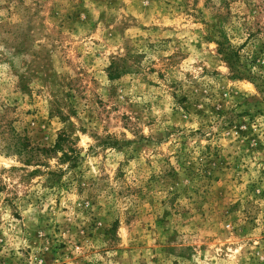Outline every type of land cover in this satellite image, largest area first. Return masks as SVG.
<instances>
[{
	"label": "rangeland",
	"instance_id": "obj_1",
	"mask_svg": "<svg viewBox=\"0 0 264 264\" xmlns=\"http://www.w3.org/2000/svg\"><path fill=\"white\" fill-rule=\"evenodd\" d=\"M0 264H264V0H0Z\"/></svg>",
	"mask_w": 264,
	"mask_h": 264
},
{
	"label": "trees",
	"instance_id": "obj_2",
	"mask_svg": "<svg viewBox=\"0 0 264 264\" xmlns=\"http://www.w3.org/2000/svg\"><path fill=\"white\" fill-rule=\"evenodd\" d=\"M224 54L226 56L227 59H230V62H232V64H234L235 60H233L234 57H236L235 54H233L232 52L229 53V52H225L224 51ZM234 66V65H232ZM236 70V67H232ZM238 72V71H237ZM238 75V74H237ZM235 74V76H237ZM14 138V137H13ZM17 141L14 143V147L13 148V152L17 155V156H21V154L25 153L26 152V147L27 145H23L22 143H20V139H16ZM61 142H63V138H59L58 141L56 142L55 146H54V149L55 150H59L61 149ZM11 148V147H10Z\"/></svg>",
	"mask_w": 264,
	"mask_h": 264
}]
</instances>
